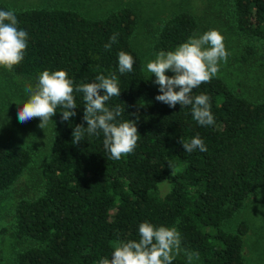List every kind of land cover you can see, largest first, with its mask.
Masks as SVG:
<instances>
[{
	"label": "trees",
	"instance_id": "16d2710c",
	"mask_svg": "<svg viewBox=\"0 0 264 264\" xmlns=\"http://www.w3.org/2000/svg\"><path fill=\"white\" fill-rule=\"evenodd\" d=\"M235 30L249 42L264 45V0H229ZM18 26L28 33L24 59L13 73L37 76L44 70H65L74 87L98 82L97 75L115 76L121 93L106 107L124 109L118 121L134 120L139 140L135 150L119 160L110 158L103 134L73 143L84 120L83 94L74 92L76 115L53 116L51 153L44 189L34 198H22L13 210L14 227L21 239L32 242L16 255L17 264H99L112 257L117 242L140 239L143 222L175 227L181 249L198 253L203 264H244L243 235L221 229L250 198L264 191V99L250 100L232 90L219 76L194 89L192 96L209 97L213 125L201 126L191 106L174 108L155 99L154 85L133 39L138 13L130 7L90 18L76 9L11 7ZM199 28L188 11L174 14L159 28L154 50L174 51ZM114 34L117 41L105 49ZM245 60L256 55L246 45ZM134 58L133 71L121 74L118 53ZM169 77L174 73L168 71ZM178 90V89H177ZM103 95V90H101ZM200 137L206 152L188 153L182 142ZM33 152L16 143H0V194L10 189L31 166ZM171 179L161 197L158 186ZM208 227L217 229L215 243ZM173 264H188L176 257Z\"/></svg>",
	"mask_w": 264,
	"mask_h": 264
},
{
	"label": "clouds",
	"instance_id": "9594fccd",
	"mask_svg": "<svg viewBox=\"0 0 264 264\" xmlns=\"http://www.w3.org/2000/svg\"><path fill=\"white\" fill-rule=\"evenodd\" d=\"M117 41L114 34L110 37L105 49L110 50ZM224 37L217 30H209L199 37L189 39L174 51H160L155 59L146 64V70L155 76L154 83L159 85V95L155 99L174 108L177 104L191 106L193 119L201 126L213 125L214 116L211 112L209 97L205 94L192 96L194 89L201 84L210 83L219 72L221 61L226 62L228 52L224 45ZM28 33L18 26L14 10H0V66L9 70L18 65L27 49ZM135 61L132 55L120 51L118 68L121 74L131 73ZM168 71L174 73L169 77ZM96 81L83 83L74 87V82L65 70L40 73L35 87L25 86L29 99L18 109V121L26 123L39 118L38 125L44 129L57 108L63 109L61 119L68 121L76 115L77 108L74 92L82 93L84 100V120L87 127L77 125L72 133L73 143H79L88 136L103 134V145L113 160L131 154L139 140L138 129L134 120L118 121L124 109H109L106 102L118 96L121 90L116 77L97 75ZM178 89V90H177ZM103 90V95H101ZM18 104V103H17ZM186 152L197 149L206 152L203 140L196 136L190 142H182ZM140 239L117 242L112 257L103 258L99 264H173L181 251L192 264L198 253L181 249V235L175 228L154 226L143 222L138 227Z\"/></svg>",
	"mask_w": 264,
	"mask_h": 264
},
{
	"label": "rangeland",
	"instance_id": "374dc122",
	"mask_svg": "<svg viewBox=\"0 0 264 264\" xmlns=\"http://www.w3.org/2000/svg\"><path fill=\"white\" fill-rule=\"evenodd\" d=\"M16 8L52 7L70 8L90 18H101L111 11L125 7L138 13V29L133 45L138 50L146 70L148 61L155 59L158 52L154 43L162 23L174 14L188 11L199 23L195 37L209 30H217L224 37L228 52L227 61H221L219 72L230 88L250 100L264 99V45L249 42L234 27L230 14L229 0H0ZM246 45L255 47L256 55L245 60ZM154 85L155 76L149 73ZM39 75L23 76L0 66V143H16L33 152L31 166L16 183L0 194V264H17L16 255L32 244L30 240L17 236L13 210L22 198H34L44 189L47 160L51 153L53 117L44 129L38 127L39 118L26 123L18 121V109L29 99L25 86L35 87ZM18 103V104H17ZM172 186L167 179L158 186V194L164 197ZM246 222L249 231L243 235L244 264H264V191L251 194L250 198L221 229L237 233L240 222ZM212 240L222 244L216 236L217 229L208 227ZM187 261L184 251L176 256ZM188 262V261H187ZM192 264H203L194 258Z\"/></svg>",
	"mask_w": 264,
	"mask_h": 264
}]
</instances>
